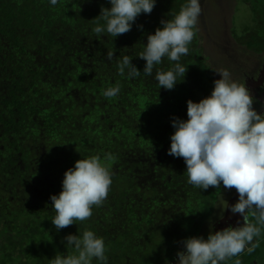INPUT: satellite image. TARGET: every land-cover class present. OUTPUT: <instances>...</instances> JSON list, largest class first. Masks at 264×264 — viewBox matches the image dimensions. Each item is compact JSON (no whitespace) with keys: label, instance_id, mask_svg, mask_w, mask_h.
Returning a JSON list of instances; mask_svg holds the SVG:
<instances>
[{"label":"trees","instance_id":"trees-1","mask_svg":"<svg viewBox=\"0 0 264 264\" xmlns=\"http://www.w3.org/2000/svg\"><path fill=\"white\" fill-rule=\"evenodd\" d=\"M220 1L201 0L194 38L180 60L188 67L185 78L165 90L156 71L175 62L164 58L145 76L146 61L138 56L147 35L186 0H156L150 14L139 15L116 38L93 31L108 0H59L55 6L49 0H0V264H49L57 252L73 251L64 237L78 228V234L88 229L104 238L107 264H174L184 239L207 238L218 227L216 217L235 198V188L189 184L183 158L168 149L172 119L186 120L187 101L210 95L220 78L214 71L226 68L246 83L244 55L210 48L226 32ZM241 2L252 18L245 28L233 24L231 37L264 58V0ZM125 55L139 77L128 78L127 70L120 75ZM117 84L119 94L106 98L103 91ZM256 100L253 107L262 113L264 90ZM109 154L106 200L93 206L88 220L58 232L50 196L61 191L65 171L81 158ZM248 221L257 224L251 213ZM257 226L260 235L224 264H264V224Z\"/></svg>","mask_w":264,"mask_h":264},{"label":"clouds","instance_id":"clouds-1","mask_svg":"<svg viewBox=\"0 0 264 264\" xmlns=\"http://www.w3.org/2000/svg\"><path fill=\"white\" fill-rule=\"evenodd\" d=\"M58 2L49 0L52 6ZM108 3L110 7L101 8L93 31L97 35L107 32L116 38L129 32L139 15L150 14L156 0H108ZM201 11V0H186L178 14L161 20L162 27L147 35V43L138 56L146 61L143 75L152 76L154 67L162 64L164 58L175 62L168 70L156 71L159 89L172 90L184 80L188 67L180 60L189 52ZM113 56L114 52L109 53L108 59ZM132 59L125 55L118 63L120 75L126 70L128 78L141 75ZM214 72L220 78L214 80L210 95L199 102L187 101L186 120L172 119L174 132L168 154L183 158L188 183L196 188H220L221 184L228 190L235 188L238 201L221 208L230 209L242 219L237 220L235 227L210 230L207 238L184 239L183 250L177 252V264H224L244 251L260 235L257 224H264V113L257 112L245 83L234 80L228 69ZM178 77L183 80L178 82ZM119 92L117 84L106 88L103 95L113 98ZM110 159V154L104 158L84 157L65 171L61 191L50 196L55 210L51 222L58 232L76 221L88 220L93 206L106 200L112 184V172L106 162ZM248 213L257 218V224L248 221ZM78 232L79 228L77 234L64 237L73 251L67 255L57 252L49 264H93L94 259L98 264H107L104 238L88 229Z\"/></svg>","mask_w":264,"mask_h":264},{"label":"rangeland","instance_id":"rangeland-1","mask_svg":"<svg viewBox=\"0 0 264 264\" xmlns=\"http://www.w3.org/2000/svg\"><path fill=\"white\" fill-rule=\"evenodd\" d=\"M230 1V2H229ZM223 5V7L220 8L219 11H221L222 13L225 12V15L222 17L226 20V32H223L222 34L224 35L223 37L221 36L219 38V41L217 42V45L215 44V46H210V48L212 47L215 51L216 49H222L225 50V52L228 54L227 56L231 57L234 55H240L243 56L244 55V64H242L241 66V70L243 69L244 71V77H246L247 75L249 77L256 75V81L258 84V87L260 88L259 93L257 96H255L256 94H252L254 103L253 106L257 105V100L256 98H259L261 91L264 90V74H262L263 69H264V58L263 57H259L253 53H251V51H246V47H245V42H244V46H243V42L239 41V43L237 41H235L232 37H231V33L232 30L234 28L233 24L236 25V28H244L246 27V25H248L251 21L252 18V12L249 9V7L246 6V4L242 3L241 0H221L220 1ZM219 4V3H218ZM232 11L235 12L234 14H232ZM234 15V16H233ZM232 16H233V20H232ZM233 26V28H232ZM241 40V39H240ZM238 46H242L244 49V52L241 51L240 49H238L236 51V48ZM238 52V53H237ZM246 87L247 83H245ZM249 89V88H248ZM250 91V90H249ZM251 93V91H250ZM264 104V101H263ZM262 113H264V105L262 108ZM235 198H233L230 201L226 200V204L225 207H227L228 205H233L238 201V193L236 192V194L234 195ZM223 210V209H222ZM220 210V211H222ZM218 218V219H217ZM238 219H242L240 218L238 215H233L230 212V209H224L223 212L218 215L216 217V220H218L219 224L218 227L214 230H221L223 228L228 227L229 225L235 227L237 226V220ZM215 220V222H216ZM174 264H177V262H175Z\"/></svg>","mask_w":264,"mask_h":264},{"label":"flooded vegetation","instance_id":"flooded-vegetation-1","mask_svg":"<svg viewBox=\"0 0 264 264\" xmlns=\"http://www.w3.org/2000/svg\"><path fill=\"white\" fill-rule=\"evenodd\" d=\"M262 74H264V69H263ZM256 78H257L256 75L251 76V77H249L248 75L246 76V83H247L249 90L251 91L250 94L251 95L256 94L255 96L258 95L259 90H260V88L258 87Z\"/></svg>","mask_w":264,"mask_h":264}]
</instances>
